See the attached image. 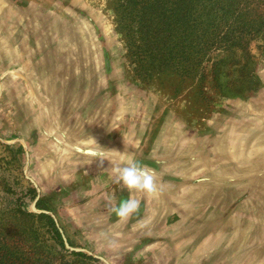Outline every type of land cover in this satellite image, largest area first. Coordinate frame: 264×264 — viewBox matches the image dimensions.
Instances as JSON below:
<instances>
[{"label": "rangeland", "instance_id": "rangeland-1", "mask_svg": "<svg viewBox=\"0 0 264 264\" xmlns=\"http://www.w3.org/2000/svg\"><path fill=\"white\" fill-rule=\"evenodd\" d=\"M251 48L246 97L214 90L210 67L202 87L144 84L109 0H0V239L38 245L41 264L70 251L97 264H264V36ZM130 163L155 171V195L114 183ZM130 196L140 210L120 220Z\"/></svg>", "mask_w": 264, "mask_h": 264}, {"label": "trees", "instance_id": "trees-1", "mask_svg": "<svg viewBox=\"0 0 264 264\" xmlns=\"http://www.w3.org/2000/svg\"><path fill=\"white\" fill-rule=\"evenodd\" d=\"M109 1L133 80L152 84L176 79L175 85L197 81L202 87L210 67L214 90L241 97L250 94L256 60L251 41L264 36V0ZM32 215L64 249L53 217L44 212ZM21 248L0 239V264H41L38 245ZM69 253L73 258L63 264H97V258L81 251Z\"/></svg>", "mask_w": 264, "mask_h": 264}, {"label": "clouds", "instance_id": "clouds-1", "mask_svg": "<svg viewBox=\"0 0 264 264\" xmlns=\"http://www.w3.org/2000/svg\"><path fill=\"white\" fill-rule=\"evenodd\" d=\"M114 183L122 184L130 193L135 191L155 195L159 190L155 171L137 163H130L117 169ZM139 210L140 201L130 196L128 199L122 200L113 211L120 220L126 221Z\"/></svg>", "mask_w": 264, "mask_h": 264}]
</instances>
